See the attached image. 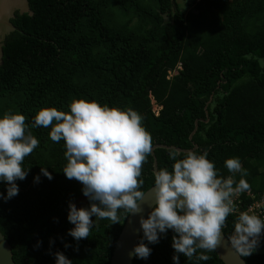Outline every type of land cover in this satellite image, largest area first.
Returning <instances> with one entry per match:
<instances>
[{"label":"trees","instance_id":"16d2710c","mask_svg":"<svg viewBox=\"0 0 264 264\" xmlns=\"http://www.w3.org/2000/svg\"><path fill=\"white\" fill-rule=\"evenodd\" d=\"M190 1L27 0L29 11L15 10L14 30L2 44L0 118L18 112L31 126L40 108L68 111L73 97L95 100L138 112L153 145L207 151L225 178L231 174L224 161L239 158L250 188L227 218L222 231L229 237L239 212L264 200V0ZM152 101L160 106L156 114ZM30 130L40 143L24 159L27 176L15 181L18 195L0 198V231L15 264H56V252L72 264H109L128 214L119 210L122 223L93 217L86 239L69 235L68 205L83 185L64 175V141L50 139L51 126ZM169 149L158 146L148 156L141 191L154 185L153 156L158 169L171 171ZM6 189L0 182L4 196ZM159 235L155 244L143 240L151 254L134 256L132 264H224L214 250L204 252L207 260H189L172 248V230ZM242 257L264 264V234Z\"/></svg>","mask_w":264,"mask_h":264},{"label":"clouds","instance_id":"9594fccd","mask_svg":"<svg viewBox=\"0 0 264 264\" xmlns=\"http://www.w3.org/2000/svg\"><path fill=\"white\" fill-rule=\"evenodd\" d=\"M68 109L40 108L32 117L31 126L18 112L3 114L0 118V182L7 184V195L0 193V198L11 199L18 195L15 181L27 176L24 159L40 143L30 127L51 126L50 139L57 143L64 141L67 161L62 169L64 175L80 182L83 195L90 201L87 208L68 205L67 219L74 225L68 234L79 241L89 237L93 217L122 223L120 209L126 215L142 212L140 202L146 193L140 190L144 181L139 178L153 144L150 133L143 127V117L131 108L122 110L73 97ZM168 159L173 161L171 171L159 168L153 172L154 206L146 219L139 220L143 238L130 255L148 258L151 249L143 240L158 243L159 234L170 229L175 233L172 236L175 253L189 260L194 256L207 260L209 257L204 252L220 245L227 218L235 211L234 193L250 188L245 179L248 172L239 158L233 157L224 161L231 175L226 178L219 175L214 163L207 159V151L180 152L171 148ZM41 173L52 179L45 168H41ZM233 226L234 231L228 237L232 249L239 256H250L264 234V220L242 211ZM54 255L56 264H72L63 253ZM172 259L178 262L179 256L173 255Z\"/></svg>","mask_w":264,"mask_h":264},{"label":"water","instance_id":"95a60500","mask_svg":"<svg viewBox=\"0 0 264 264\" xmlns=\"http://www.w3.org/2000/svg\"><path fill=\"white\" fill-rule=\"evenodd\" d=\"M15 10L20 13L29 11L27 0H0V63L2 62L3 50L2 44L5 36L12 30L14 25L10 22V18L13 17ZM197 121H195L194 129L192 130L189 137L191 138L193 133L196 131ZM175 148L180 152L193 149H183L175 146H168L163 144L153 145L152 152L155 147ZM195 147V146H194ZM157 161L153 156V172L156 171ZM154 185L149 187L145 193L144 200L140 202L142 212L138 214L129 213L125 218L122 229L118 235V238L114 244L112 255L109 264H132L134 255H130L133 247L137 244L138 238L141 233L139 220L141 217L147 218L148 213L154 206V195L152 188ZM215 253L223 261L224 264H247L242 256H239L234 249H232L228 237L223 233L221 234V243L214 249ZM0 264H15L11 247L2 232L0 231Z\"/></svg>","mask_w":264,"mask_h":264},{"label":"built area","instance_id":"2783aa9c","mask_svg":"<svg viewBox=\"0 0 264 264\" xmlns=\"http://www.w3.org/2000/svg\"><path fill=\"white\" fill-rule=\"evenodd\" d=\"M241 193L242 192L234 193V195L232 197L234 204L236 203V201H238V202L240 201ZM260 206H262V207L264 206V200L263 199L254 200V202L247 207V212H249V213L253 212V214L257 215L258 213L262 212V210L259 209ZM262 217L264 218V215Z\"/></svg>","mask_w":264,"mask_h":264},{"label":"rangeland","instance_id":"374dc122","mask_svg":"<svg viewBox=\"0 0 264 264\" xmlns=\"http://www.w3.org/2000/svg\"><path fill=\"white\" fill-rule=\"evenodd\" d=\"M190 1V0H188ZM191 2V1H190ZM176 71H171L169 72V76H171L172 74H174ZM152 109L154 110L155 114L157 113V110L158 108L155 106V104H153V101H152ZM87 197H85L83 195V193L79 196V198L75 201V206L76 207H80L81 205H83L86 201H87Z\"/></svg>","mask_w":264,"mask_h":264}]
</instances>
